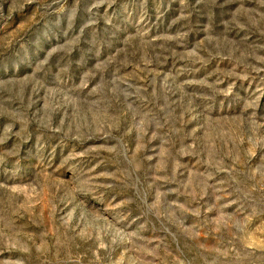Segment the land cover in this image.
I'll return each instance as SVG.
<instances>
[{
    "label": "rangeland",
    "instance_id": "1",
    "mask_svg": "<svg viewBox=\"0 0 264 264\" xmlns=\"http://www.w3.org/2000/svg\"><path fill=\"white\" fill-rule=\"evenodd\" d=\"M0 264H264V0H0Z\"/></svg>",
    "mask_w": 264,
    "mask_h": 264
}]
</instances>
